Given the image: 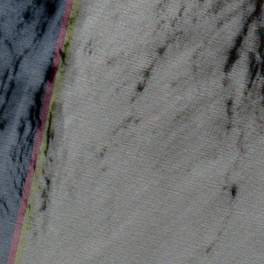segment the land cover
Masks as SVG:
<instances>
[{
    "label": "water",
    "instance_id": "water-1",
    "mask_svg": "<svg viewBox=\"0 0 264 264\" xmlns=\"http://www.w3.org/2000/svg\"><path fill=\"white\" fill-rule=\"evenodd\" d=\"M0 264H264V0H0Z\"/></svg>",
    "mask_w": 264,
    "mask_h": 264
}]
</instances>
